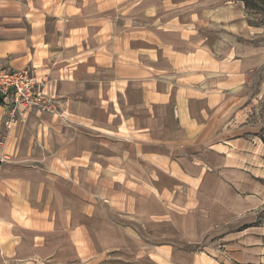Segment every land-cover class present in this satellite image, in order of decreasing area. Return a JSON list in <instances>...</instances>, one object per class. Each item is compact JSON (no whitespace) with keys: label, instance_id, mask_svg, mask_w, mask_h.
Instances as JSON below:
<instances>
[{"label":"crops","instance_id":"1","mask_svg":"<svg viewBox=\"0 0 264 264\" xmlns=\"http://www.w3.org/2000/svg\"><path fill=\"white\" fill-rule=\"evenodd\" d=\"M206 1L0 0V70L33 71L57 106L7 130L0 104V227L25 210L39 228L20 258L218 264L195 246L260 228L219 230L259 203L225 182L243 75L220 58L222 0Z\"/></svg>","mask_w":264,"mask_h":264},{"label":"rangeland","instance_id":"2","mask_svg":"<svg viewBox=\"0 0 264 264\" xmlns=\"http://www.w3.org/2000/svg\"><path fill=\"white\" fill-rule=\"evenodd\" d=\"M213 4L217 6L218 2L209 4L207 0L202 5L207 8ZM220 11L223 19L221 21L222 34H226L221 38V43L223 47L228 45L231 48L229 53L222 52L220 58L226 60L229 57L230 61L237 65L236 69L230 67V71L243 75V82L236 96L239 100L231 99L229 102L231 107H235L236 113L228 121L229 125L223 126L221 141H219L225 145L222 142L236 143V139L244 138L242 144L229 146V162L226 168L231 173V180L225 182L231 191L237 192L243 199H252L255 205L259 203V206L254 207L253 210L239 215L236 221L231 220L227 223L223 221L219 225V230L226 231L240 226L243 222L249 223L256 220L259 214L264 216V145L250 135L258 131L261 125L260 120L251 117V111L252 108H257L264 98V12L248 11L244 7L243 0H222ZM222 69L225 71L223 73H226L229 67L223 66ZM219 149L224 148L219 147ZM261 211H263L262 214ZM31 216L37 219L36 213L31 215L25 210L15 211L12 219L18 222L19 226L12 229L0 227V264H46L42 261H25L22 257L20 258L26 250L20 247L23 240L28 242L31 239L30 232H39V228L36 227L20 226L23 220H29ZM162 228L165 231L168 229L164 226ZM144 230L147 229L143 228ZM7 231H12L14 237H11L9 232L6 233ZM94 231L100 233L105 229L98 225ZM217 233L213 238L210 237L205 243L195 248L207 253L218 264L247 263L248 261L245 260L248 258L245 253L252 255L251 263L264 264V227L249 230L244 234L245 236L222 237ZM36 236L35 242L42 241L39 239L40 235L36 234ZM6 242L10 243L8 249L5 248ZM250 244L253 246H249ZM14 245L16 250L12 251L10 248ZM247 247L251 248L252 252H245ZM97 264H105V253L99 256Z\"/></svg>","mask_w":264,"mask_h":264},{"label":"built area","instance_id":"3","mask_svg":"<svg viewBox=\"0 0 264 264\" xmlns=\"http://www.w3.org/2000/svg\"><path fill=\"white\" fill-rule=\"evenodd\" d=\"M0 97L2 117L6 129H10L28 110L57 113L54 99L43 90L41 81L31 70H0Z\"/></svg>","mask_w":264,"mask_h":264},{"label":"trees","instance_id":"4","mask_svg":"<svg viewBox=\"0 0 264 264\" xmlns=\"http://www.w3.org/2000/svg\"><path fill=\"white\" fill-rule=\"evenodd\" d=\"M244 2V7L249 11V10H259L264 12V0H243ZM0 104H2V98L0 97ZM251 117L255 120H260V127L258 131L255 133H251L250 135L254 138H257L263 145H264V98L259 102L257 108H252L251 111ZM263 211L260 213L262 214ZM254 227H264V216H259L253 223ZM246 228V227H245ZM239 264V263H238ZM248 264H253V263H248ZM262 264V263H259Z\"/></svg>","mask_w":264,"mask_h":264}]
</instances>
